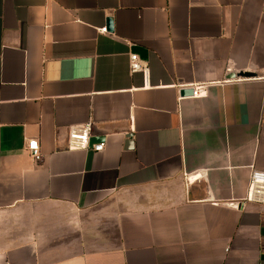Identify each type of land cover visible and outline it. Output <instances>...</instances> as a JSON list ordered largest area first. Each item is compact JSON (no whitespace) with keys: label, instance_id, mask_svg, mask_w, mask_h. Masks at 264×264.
Segmentation results:
<instances>
[{"label":"crops","instance_id":"crops-1","mask_svg":"<svg viewBox=\"0 0 264 264\" xmlns=\"http://www.w3.org/2000/svg\"><path fill=\"white\" fill-rule=\"evenodd\" d=\"M253 168L264 0H0V264H264Z\"/></svg>","mask_w":264,"mask_h":264},{"label":"built area","instance_id":"built-area-1","mask_svg":"<svg viewBox=\"0 0 264 264\" xmlns=\"http://www.w3.org/2000/svg\"><path fill=\"white\" fill-rule=\"evenodd\" d=\"M101 32L107 33L108 28L105 26ZM130 72H143L146 76L150 73V67L136 53H131L129 57ZM190 88L193 90L192 96L200 98L207 95L208 84L197 83L192 84ZM93 121L86 123L74 124L69 127V143L68 150H92L94 152H102L105 149V142L92 143ZM26 148L32 159L39 162L42 159V151L40 143L37 139L27 140ZM248 200H255L264 203V171L256 168L252 169L249 187ZM233 207H239L236 202L231 203Z\"/></svg>","mask_w":264,"mask_h":264},{"label":"water","instance_id":"water-1","mask_svg":"<svg viewBox=\"0 0 264 264\" xmlns=\"http://www.w3.org/2000/svg\"><path fill=\"white\" fill-rule=\"evenodd\" d=\"M113 28V20L112 18H109L108 19V29H112ZM181 93L183 95H192L193 94V90L191 88H186V89H183L181 91Z\"/></svg>","mask_w":264,"mask_h":264}]
</instances>
